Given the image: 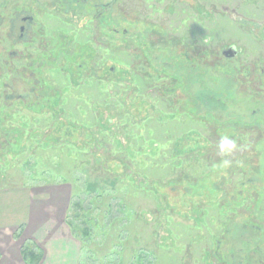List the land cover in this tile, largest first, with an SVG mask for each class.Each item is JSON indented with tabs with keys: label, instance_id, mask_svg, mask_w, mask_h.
I'll return each instance as SVG.
<instances>
[{
	"label": "rangeland",
	"instance_id": "1",
	"mask_svg": "<svg viewBox=\"0 0 264 264\" xmlns=\"http://www.w3.org/2000/svg\"><path fill=\"white\" fill-rule=\"evenodd\" d=\"M111 1L112 28H127L130 38L124 52L112 35L114 71L107 81L97 80L102 92L83 86L81 78L79 87L51 99L46 116L0 104V225L22 213L26 190L43 216L50 213L49 230L56 235L34 240L19 230L0 231V247L7 243L2 240L13 244L0 254V264H29L22 252L40 255L38 264H201L202 220L217 213V183L228 189L243 180L208 149L223 143L222 127L231 132L249 113L248 82L240 76L245 94L232 93L237 73L214 63L228 44L240 49L244 67L254 55L264 60V34L255 29L264 25V0ZM158 35L182 42L164 57L170 66L162 70L194 102L190 118L158 113L149 90L157 83L129 68L138 43ZM185 48L193 55L205 51V71L194 70L200 66ZM169 77L159 85H170ZM140 80L143 90H136ZM238 123L239 144L247 146L249 125ZM231 143L228 138L219 148L231 149Z\"/></svg>",
	"mask_w": 264,
	"mask_h": 264
},
{
	"label": "flooded vegetation",
	"instance_id": "2",
	"mask_svg": "<svg viewBox=\"0 0 264 264\" xmlns=\"http://www.w3.org/2000/svg\"><path fill=\"white\" fill-rule=\"evenodd\" d=\"M114 6L111 0H0V104L13 112L16 106H22L46 116L51 99L58 98V93L65 89L79 87L81 83L77 81L81 78L85 80L82 83L85 87H104L97 80L107 81L114 71L109 64L112 35L121 41L124 52L129 47L128 29L112 28L110 23ZM118 13L127 20L126 13ZM80 21L82 29L79 28ZM255 29L264 34V25ZM146 41L141 40L131 54L130 70L136 77H151L157 83L149 90L154 94L158 113L172 115L178 112L179 116L190 118L188 110L193 109L194 102L176 90L168 74L162 70L170 66L164 57L168 58L172 50L180 48L181 40L171 35H158ZM234 46L228 44L222 48L219 54L222 61L217 60L214 64L223 62L237 73L232 93L245 94L239 90L240 84L245 82L240 76L248 82L249 113L243 112L244 116L235 121L231 132L222 127L219 138L223 143H219L216 149H208V156L216 152L219 161L228 164L226 169L231 173H242L243 180L228 189L223 186L224 181L217 183L221 191L216 203L217 213L202 220L205 235H200L204 244V247L201 245V264H264V176L261 175L264 169V60L254 55L244 67L239 60L240 52L233 57L223 54L225 49ZM185 50L187 56L196 59L200 66L199 70H194L197 73L205 71L203 67L208 65L205 51L193 55L188 48ZM192 66L197 64L190 63ZM162 77H169L170 85H159ZM61 79L66 81L64 86L60 84ZM139 82L136 90H143L142 81ZM98 91L102 92L101 88ZM231 103L237 105L238 102ZM58 104L56 101L53 107ZM239 119L247 120L249 125L247 146L239 144ZM56 125L58 130L61 123ZM190 137V133L184 134V140ZM228 138L232 143L227 147L231 149H220ZM172 151L180 149L173 148ZM206 199L211 198L207 196ZM240 202L243 203L241 208ZM225 208L228 213L224 212ZM212 220L214 225L210 224Z\"/></svg>",
	"mask_w": 264,
	"mask_h": 264
},
{
	"label": "crops",
	"instance_id": "3",
	"mask_svg": "<svg viewBox=\"0 0 264 264\" xmlns=\"http://www.w3.org/2000/svg\"><path fill=\"white\" fill-rule=\"evenodd\" d=\"M29 188H27L28 190ZM30 190V189H29ZM24 202V210L13 221H8L10 223H3L0 225V231H10L19 230L30 238L41 239L56 236L55 232L49 230V212L45 211L44 216L40 213L38 206L34 203L33 197L27 195L25 190L22 196ZM35 204V205H34ZM49 213V214H48ZM62 231V230H60ZM61 234V232L59 233ZM6 236V234H4ZM58 236V235H57ZM10 241V240H8ZM7 240H2V242H7L5 246L0 247V254H7L12 248L13 244H10Z\"/></svg>",
	"mask_w": 264,
	"mask_h": 264
},
{
	"label": "trees",
	"instance_id": "4",
	"mask_svg": "<svg viewBox=\"0 0 264 264\" xmlns=\"http://www.w3.org/2000/svg\"><path fill=\"white\" fill-rule=\"evenodd\" d=\"M177 42V41H176ZM231 68V67H229ZM61 122V126H63ZM59 127V126H58ZM24 260H28L29 264H38L40 262L41 256L38 254H35L34 252H29V254H26L25 252H22Z\"/></svg>",
	"mask_w": 264,
	"mask_h": 264
},
{
	"label": "water",
	"instance_id": "5",
	"mask_svg": "<svg viewBox=\"0 0 264 264\" xmlns=\"http://www.w3.org/2000/svg\"><path fill=\"white\" fill-rule=\"evenodd\" d=\"M239 51H240V49H237L236 46H234V47H231V48L225 49V50L223 51V54H224L225 56L233 57V56H235Z\"/></svg>",
	"mask_w": 264,
	"mask_h": 264
}]
</instances>
